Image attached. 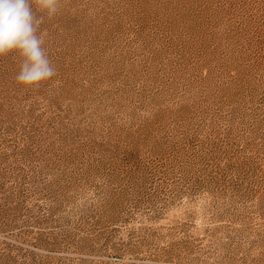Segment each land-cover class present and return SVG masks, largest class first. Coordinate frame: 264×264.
<instances>
[{
    "label": "rangeland",
    "instance_id": "1",
    "mask_svg": "<svg viewBox=\"0 0 264 264\" xmlns=\"http://www.w3.org/2000/svg\"><path fill=\"white\" fill-rule=\"evenodd\" d=\"M56 74L0 57V264H264V0H60Z\"/></svg>",
    "mask_w": 264,
    "mask_h": 264
},
{
    "label": "clouds",
    "instance_id": "2",
    "mask_svg": "<svg viewBox=\"0 0 264 264\" xmlns=\"http://www.w3.org/2000/svg\"><path fill=\"white\" fill-rule=\"evenodd\" d=\"M33 4L51 18L58 13L60 0H0V57L15 52L22 58L15 81L26 88H39L56 74L43 47L46 33L38 34L42 18Z\"/></svg>",
    "mask_w": 264,
    "mask_h": 264
}]
</instances>
